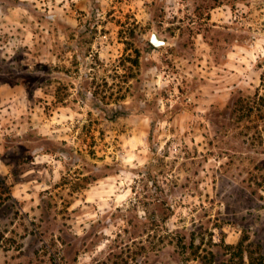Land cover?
<instances>
[{
  "label": "rangeland",
  "instance_id": "1",
  "mask_svg": "<svg viewBox=\"0 0 264 264\" xmlns=\"http://www.w3.org/2000/svg\"><path fill=\"white\" fill-rule=\"evenodd\" d=\"M0 174V264H264V0H0Z\"/></svg>",
  "mask_w": 264,
  "mask_h": 264
},
{
  "label": "trees",
  "instance_id": "2",
  "mask_svg": "<svg viewBox=\"0 0 264 264\" xmlns=\"http://www.w3.org/2000/svg\"><path fill=\"white\" fill-rule=\"evenodd\" d=\"M11 197L12 195L10 193V188L6 181V178L2 174H0V207L2 205H5L9 200V198ZM3 238H4V233L0 227V240H2Z\"/></svg>",
  "mask_w": 264,
  "mask_h": 264
},
{
  "label": "water",
  "instance_id": "3",
  "mask_svg": "<svg viewBox=\"0 0 264 264\" xmlns=\"http://www.w3.org/2000/svg\"><path fill=\"white\" fill-rule=\"evenodd\" d=\"M151 41L156 45V46H162L165 45L168 41L162 37L159 32L154 29L151 34Z\"/></svg>",
  "mask_w": 264,
  "mask_h": 264
}]
</instances>
